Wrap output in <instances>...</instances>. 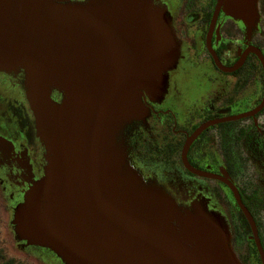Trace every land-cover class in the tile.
<instances>
[{"label": "water", "instance_id": "95a60500", "mask_svg": "<svg viewBox=\"0 0 264 264\" xmlns=\"http://www.w3.org/2000/svg\"><path fill=\"white\" fill-rule=\"evenodd\" d=\"M156 1L0 0V73L23 75L45 149L11 221L23 248L64 264H242L219 218L179 206L130 162L125 131L149 116L144 98L165 92L179 57Z\"/></svg>", "mask_w": 264, "mask_h": 264}, {"label": "flooded vegetation", "instance_id": "af4514ba", "mask_svg": "<svg viewBox=\"0 0 264 264\" xmlns=\"http://www.w3.org/2000/svg\"><path fill=\"white\" fill-rule=\"evenodd\" d=\"M155 4L167 12L179 57L165 92L144 98L149 116L125 131L130 162L179 206L199 204L219 218L242 264H264V0ZM22 82L0 73V137L8 141L0 144V202L13 214L46 166ZM25 250L64 264L48 249Z\"/></svg>", "mask_w": 264, "mask_h": 264}, {"label": "rangeland", "instance_id": "374dc122", "mask_svg": "<svg viewBox=\"0 0 264 264\" xmlns=\"http://www.w3.org/2000/svg\"><path fill=\"white\" fill-rule=\"evenodd\" d=\"M12 220V211L6 212L0 202V264H45L21 247L15 238L14 229H6L11 227Z\"/></svg>", "mask_w": 264, "mask_h": 264}]
</instances>
